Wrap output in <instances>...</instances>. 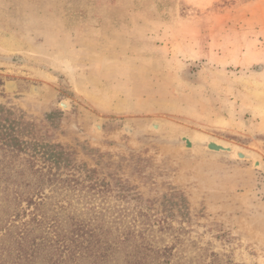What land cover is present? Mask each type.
Returning a JSON list of instances; mask_svg holds the SVG:
<instances>
[{
    "label": "rangeland",
    "instance_id": "rangeland-1",
    "mask_svg": "<svg viewBox=\"0 0 264 264\" xmlns=\"http://www.w3.org/2000/svg\"><path fill=\"white\" fill-rule=\"evenodd\" d=\"M253 172L264 0H0V209L37 264H264Z\"/></svg>",
    "mask_w": 264,
    "mask_h": 264
},
{
    "label": "trees",
    "instance_id": "trees-1",
    "mask_svg": "<svg viewBox=\"0 0 264 264\" xmlns=\"http://www.w3.org/2000/svg\"><path fill=\"white\" fill-rule=\"evenodd\" d=\"M18 215L17 212L9 213L7 208L0 209V264H37L38 245L31 240L25 229L22 233L23 228L8 222ZM67 248L65 244L61 245L57 250L60 252L57 253L61 254ZM61 262L65 263V259Z\"/></svg>",
    "mask_w": 264,
    "mask_h": 264
},
{
    "label": "water",
    "instance_id": "water-1",
    "mask_svg": "<svg viewBox=\"0 0 264 264\" xmlns=\"http://www.w3.org/2000/svg\"><path fill=\"white\" fill-rule=\"evenodd\" d=\"M150 126L156 130L159 129L160 123H158L155 120H152L150 122ZM181 144L185 146V148L188 149H194L193 151H196L197 147L200 148H205L208 151L212 152H223L226 153L225 155L229 154H234L235 157L237 158H249L250 154L248 152H245L238 148L237 146H232L228 142L219 140L211 135L202 133V132H197L193 136H181ZM175 140L167 142V143H172L174 144Z\"/></svg>",
    "mask_w": 264,
    "mask_h": 264
},
{
    "label": "flooded vegetation",
    "instance_id": "flooded-vegetation-1",
    "mask_svg": "<svg viewBox=\"0 0 264 264\" xmlns=\"http://www.w3.org/2000/svg\"><path fill=\"white\" fill-rule=\"evenodd\" d=\"M5 86H6L7 90H9V91H12L16 88V85L11 83V82L6 83ZM30 92L32 94H38L39 93L38 88L36 86H33L31 88ZM54 105H55L54 106V109H55L54 113H51V115L54 117H52V118L55 119L56 113L58 114V116H57V120L51 121L52 124L55 125L56 123H54V122H58V125H59V123H61L62 119H65L66 122H69L70 114L74 113V108L72 107L70 102L61 98V99L54 101ZM47 119H49V116ZM94 125L99 127V129L102 128V126H100L98 123H94ZM122 129L125 130L126 132H129L130 134H132L134 131V128L132 126H126V125H124L122 127ZM259 166H260V163L258 161L254 163V168L258 169ZM251 175L252 176H250V178L248 177L245 179L246 183H251L252 185H254L253 191H255L256 194H258V195H262L264 188L262 189V187H260L261 184H259V181H258L259 178H256L257 175L255 174V172H253ZM259 176H262V175H259ZM254 177H255V179H254ZM255 180H256V184H255ZM260 180H262V179H260Z\"/></svg>",
    "mask_w": 264,
    "mask_h": 264
}]
</instances>
